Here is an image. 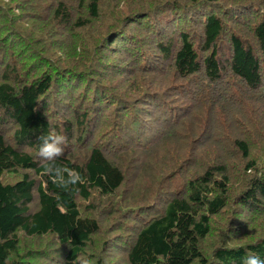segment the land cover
<instances>
[{
	"label": "trees",
	"instance_id": "1",
	"mask_svg": "<svg viewBox=\"0 0 264 264\" xmlns=\"http://www.w3.org/2000/svg\"><path fill=\"white\" fill-rule=\"evenodd\" d=\"M49 133L75 185L37 156ZM248 255L264 259V0H0V264Z\"/></svg>",
	"mask_w": 264,
	"mask_h": 264
},
{
	"label": "clouds",
	"instance_id": "2",
	"mask_svg": "<svg viewBox=\"0 0 264 264\" xmlns=\"http://www.w3.org/2000/svg\"><path fill=\"white\" fill-rule=\"evenodd\" d=\"M38 139L40 140V144L37 156L43 164L47 165L45 170L50 174L53 181L62 188L75 185L80 177L71 173L65 177L63 169L57 167L55 164L56 160L65 151L64 144L66 137L61 134L49 133ZM242 264H264V259H261L258 255H248L243 259Z\"/></svg>",
	"mask_w": 264,
	"mask_h": 264
},
{
	"label": "rangeland",
	"instance_id": "3",
	"mask_svg": "<svg viewBox=\"0 0 264 264\" xmlns=\"http://www.w3.org/2000/svg\"><path fill=\"white\" fill-rule=\"evenodd\" d=\"M21 179H22V175H18L14 179L12 177L9 179L5 178L4 183L9 184V185H13V184L17 183L18 181H20Z\"/></svg>",
	"mask_w": 264,
	"mask_h": 264
}]
</instances>
